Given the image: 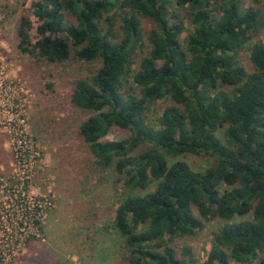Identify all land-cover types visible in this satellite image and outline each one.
<instances>
[{"label": "trees", "instance_id": "16d2710c", "mask_svg": "<svg viewBox=\"0 0 264 264\" xmlns=\"http://www.w3.org/2000/svg\"><path fill=\"white\" fill-rule=\"evenodd\" d=\"M31 12L37 38L21 16L20 54L89 68L70 103L93 113L79 137L122 183L112 224L122 260L196 264L188 248L178 256L177 240L219 220L206 264H264V42L251 43L264 13L243 0H37ZM113 128L130 136L104 140ZM186 154L215 163L196 171L178 159Z\"/></svg>", "mask_w": 264, "mask_h": 264}, {"label": "rangeland", "instance_id": "374dc122", "mask_svg": "<svg viewBox=\"0 0 264 264\" xmlns=\"http://www.w3.org/2000/svg\"><path fill=\"white\" fill-rule=\"evenodd\" d=\"M35 1L0 0V264H127L124 239L112 226L122 183L111 169L102 172L94 165L79 137L80 124L93 113L70 103L73 85L88 76V66L48 65L17 49L21 16L32 20L30 35L36 41ZM243 1L264 13V0ZM257 40L264 42V29L251 43ZM251 43L240 56L248 71ZM137 67L138 60L133 70ZM164 105L151 107V124H157ZM129 136L113 128L104 140ZM178 159L200 172L215 163L202 155ZM222 225L213 220L196 236L178 239V256L188 248L196 264H206L212 233Z\"/></svg>", "mask_w": 264, "mask_h": 264}]
</instances>
